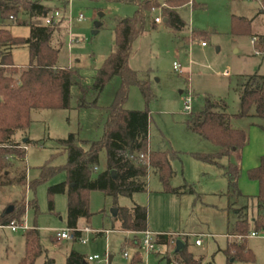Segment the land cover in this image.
Returning <instances> with one entry per match:
<instances>
[{
	"label": "rangeland",
	"instance_id": "1",
	"mask_svg": "<svg viewBox=\"0 0 264 264\" xmlns=\"http://www.w3.org/2000/svg\"><path fill=\"white\" fill-rule=\"evenodd\" d=\"M29 1L38 2L48 12H58L62 16L61 32L53 36L52 45L60 47L58 65L72 69L77 82L70 89L69 109L34 110L28 128L15 133L13 141H30L24 158L26 183L23 188L0 187V215L11 205L27 207L34 202L37 206L36 213L27 207L23 218L28 230L35 228L39 232L43 253L35 264H44L46 258L54 264H66L71 252L85 259L97 257L89 264H167L168 259L177 263L179 259L172 242L176 237L177 241L184 240L180 237L182 234L204 236L201 247L194 246L193 238H189L186 245L194 258L201 259V264H226L222 251L228 242L227 234L238 218L236 210L243 206L247 208L240 210L242 219L250 220L256 216L255 201L247 200L256 197L250 191L254 181L242 169L236 186L242 196L228 193L223 170L193 157V154H212L218 149L194 134L188 128L187 120L191 114L203 110L206 98L223 102L228 115L238 114L243 79L254 74L264 76V36H258L264 35L261 0H188L187 4L192 1L191 5L176 10L184 23L178 31L163 22L155 29L150 28L155 17H163L162 9L167 1L155 0L160 6L146 20L144 33L132 43L128 59V67L136 73L137 80L146 83L150 99L146 102L140 87L130 84L122 109L148 112V150L167 154L172 172L168 184L171 189H180V194L166 193L158 175L151 171L146 179V191L134 194L131 199L119 197L114 204L104 193L90 192L91 217L77 223V231L86 241L84 244L78 239L56 240L57 233L69 230L66 196L55 195L50 211L47 194L49 187L66 180L63 169L66 153L58 141L70 134L81 142L103 138L108 108L115 102L121 80L118 76L111 78L98 95L90 91L85 93L84 103L95 102L94 106H81V88L92 86L96 70L110 56L117 21L132 17L136 8L132 4L106 0ZM80 14L83 20L76 22ZM68 18L72 19L70 23ZM233 19L248 20L251 24L247 27L238 25L234 29ZM96 21L100 23L98 28L94 27ZM24 22L28 23V18L20 16L18 23H7L4 28L14 37L27 38L29 28L22 25ZM253 36H258L254 44L251 43ZM11 60L21 71L29 60L27 48H13ZM173 63L179 66L176 72ZM187 100L189 113L184 111ZM231 124L248 137L244 157H254L258 162L264 155V120L240 119ZM172 153L174 157H170ZM228 163L235 161L230 158L219 161L221 166ZM45 166L58 171L36 183L34 189L28 188L39 179ZM105 170L106 155L102 150L95 175ZM134 204L146 209L147 229L152 233V241L158 235L171 236L170 242L161 246V252H148L141 247L143 234L119 230V223L114 221L111 211L130 208ZM85 228L98 233L107 231V234L95 235L85 232ZM252 232L255 237H243L242 240H246L253 261L234 264H264V229ZM24 233L0 228V264L21 261L25 254ZM133 240L138 243L137 249L127 244ZM236 241H239L236 236L229 238V242Z\"/></svg>",
	"mask_w": 264,
	"mask_h": 264
},
{
	"label": "trees",
	"instance_id": "2",
	"mask_svg": "<svg viewBox=\"0 0 264 264\" xmlns=\"http://www.w3.org/2000/svg\"><path fill=\"white\" fill-rule=\"evenodd\" d=\"M122 2L135 6L132 17L117 21L114 29V46L110 56L96 70L92 86L81 88V106H94L84 103V94L93 92L100 94L105 84L118 76L121 86L115 102L108 108V116L104 124V134L100 141L81 142L74 134L58 141L66 153V163L63 167L66 180L48 188L49 210H53L52 198L63 194L67 200L66 225L73 231L75 237L80 235L77 223L80 219L88 221L90 192H102L116 204L119 197L131 199L134 194L146 191L147 167L138 162L139 155L148 156L149 171L156 173L166 193L180 194V189H171L168 180L171 175L169 157L166 153L148 150L149 114L147 111H126L122 105L126 99L127 87L136 84L140 87L142 96L147 102L150 99L146 83L138 81L136 73L128 67L131 45L144 33L146 20L160 5L155 0H106ZM188 0H167L162 9L164 23L173 31H178L184 23L177 14V9L184 7ZM260 14H264V0ZM48 10L38 2L29 0H0V187L19 186L26 183L25 149L30 141H13L17 131H25L30 123V114L34 110L69 109L70 89L77 85L73 71L70 68H60L57 60L60 47L52 45L54 35L61 32L60 26H47L43 17ZM20 16H26L28 23H22L29 28L27 38H17L11 35L6 24L18 23ZM11 18V19H10ZM21 23V22H20ZM251 21L233 19V28L249 26ZM156 23H150L155 29ZM233 29V32H236ZM263 39V37H260ZM264 40V39H263ZM25 46L28 50V63L19 70L11 60V50ZM258 45L256 46V48ZM239 94L240 110L230 116L226 106L220 101L205 99L202 111L191 114L187 120L188 128L201 139L218 149L212 154H193L201 162L215 165L223 170L227 179L228 193L241 196L236 181L239 170L235 164L221 166L222 158H229L231 153L241 151L247 144V136L243 130L234 129L231 122L240 119L264 120V76L251 75L243 79ZM104 150L106 155V170L95 175L99 162V153ZM174 154H170V157ZM57 168L45 166L37 181L29 184L34 189L36 183L45 181L52 176ZM111 172L115 175L112 176ZM10 174L11 177H10ZM248 178L257 181L259 193L256 197L247 198L255 201L256 216L250 220L242 219L236 210L237 220L230 236L247 237L252 231L264 229V157L257 168L249 170ZM191 192V191H190ZM13 206V205H11ZM35 213L37 206L30 202L27 206ZM24 205H14L13 211L6 216L0 215V227L8 226L12 221L23 222L26 208ZM114 221L119 223L122 232L143 234L147 229V212L144 207L134 204L130 208H118ZM170 242V236L158 235L154 243L165 246ZM127 244L138 248L136 240ZM24 257L18 264H35L42 255L39 232L33 228L24 233ZM226 264L251 263L253 256L247 249L246 240L229 242L222 251ZM177 264H201L190 254L186 246L175 253ZM44 264H54L46 258ZM66 264H89L87 259L76 252H71L66 258ZM167 264H173L170 259Z\"/></svg>",
	"mask_w": 264,
	"mask_h": 264
},
{
	"label": "built area",
	"instance_id": "3",
	"mask_svg": "<svg viewBox=\"0 0 264 264\" xmlns=\"http://www.w3.org/2000/svg\"><path fill=\"white\" fill-rule=\"evenodd\" d=\"M192 4V1L189 2L188 5H191ZM11 19V18H10ZM72 19L68 18V22L70 23ZM83 20V16L80 14L78 15V17L76 18V22H80ZM61 22H62V16L58 13V12H53V13H50V12H47L45 13L44 17H43V23L47 26H60L61 25ZM154 22L157 24V23H161L162 20L161 18H155L154 19ZM1 24V22H0ZM256 41L255 38H253L251 40V43L254 44V42ZM201 46H204L203 43H201ZM256 53H259V52H256ZM173 70L176 72L178 71V68L179 66L175 63H173V66H172ZM184 111L186 113H189L190 112V107H189V101L187 100V103L184 105ZM23 149H26L25 147H22ZM138 162H140L142 165L146 166L147 167V171L149 172V160H148V156H144V155H139L138 158H137ZM0 228H3V227H0ZM6 228L10 229L11 232H17L18 230L20 231H26L28 230L26 228V225L24 223V221L21 223V224H16L14 221H12L8 226H6ZM85 232H89L91 233L92 231L89 230V229H84ZM104 234L106 235L107 232H104ZM151 236L152 234L149 233V232H144L143 233V239L142 241H140V244H141V247H143L146 251H154V250H157L159 252H161V248L160 246H155V244L152 242V239H151ZM248 236L250 237H255L256 234L255 233H250ZM247 236V237H248ZM76 237L74 236L73 234V231L72 230H68V231H62L61 233H57L56 234V240H75ZM237 239L240 241L242 240V237H237ZM81 243H86L85 240L79 238L78 239ZM194 245L196 247H201L202 246V240H201V236H198V237H195L194 238V241H193ZM172 245H174V242H172ZM124 256H126L124 254ZM97 260V257H89L87 258V261L88 262H92V261H95Z\"/></svg>",
	"mask_w": 264,
	"mask_h": 264
},
{
	"label": "crops",
	"instance_id": "4",
	"mask_svg": "<svg viewBox=\"0 0 264 264\" xmlns=\"http://www.w3.org/2000/svg\"><path fill=\"white\" fill-rule=\"evenodd\" d=\"M261 4V3H260ZM188 5V4H187ZM260 10H262L261 9V7H260ZM178 14V13H177ZM264 15V14H263ZM179 16V15H178ZM155 18H158V17H155ZM154 18V19H155ZM161 18V20H162V22H163V18L162 17H160ZM180 18V17H179ZM154 19H153V21H154ZM158 24H160V23H157V25ZM258 36H264L263 34L262 35H258ZM258 36H253V38H255V37H258ZM252 38V39H253ZM251 39V40H252ZM57 66L58 67H60L59 65H58V63H57ZM60 68H62V67H60ZM234 121V120H233ZM24 140V139H23ZM16 142H18V141H16ZM247 144H248V137H247ZM247 144H246V146H247ZM246 146L241 150V151H239V152H237V153H231L230 154V156H229V158L231 159V160H234L235 161V165L237 166V168H238V170H239V176L241 175V173H242V169H244L245 170V172H246V175H247V173H248V171L249 170H252V169H255V168H257L258 166H259V164H260V160H261V158L262 157H264V155H262V156H260L259 158H258V162H257V159L256 158H252V157H248V155H246L245 157H244V153H243V150L246 148ZM218 150H216L215 152H217ZM212 153H214V152H212ZM248 176V175H247ZM239 178V177H238ZM253 181V180H252ZM237 183H238V179H237V181H236V186H237ZM250 191H251V193L253 192L254 194H256V196L258 195V193H259V185H258V182L257 181H254V183H252L251 184V187H250ZM240 193V192H239ZM242 196V195H241ZM244 208V206L243 207H241V209H243ZM238 210V209H237ZM3 214V213H2ZM85 229H89V228H85ZM89 230H91V229H89ZM92 231V230H91ZM104 232H107V231H104ZM104 232H100V233H98V232H94V231H92V233H94L95 235H104ZM149 232V231H148ZM150 233V232H149ZM152 234V233H151ZM230 234V232H228V234H227V236H228V242H227V244L229 243V238H232V236H230L229 235ZM168 236H170V235H168ZM198 236H201V240L204 238V236L203 235H195V234H189V235H185V234H182L180 237H182L184 240H182V239H180V242L183 244V247L184 246H186L187 245V242H188V239L189 238H195V237H198ZM171 237V236H170ZM176 237V236H175ZM79 238H81V232H80V235L79 236H77L76 237V239H79ZM75 239V240H76ZM82 239V238H81ZM177 237L175 238V241H173L174 242V245H172V246H174L175 247V244H176V242H177ZM84 240V239H83ZM179 241V240H178ZM153 243H154V241H152ZM155 244V243H154ZM194 244V243H193ZM202 244H203V240H202ZM226 244V245H227ZM171 245V244H170ZM155 246H162V245H156L155 244ZM195 246V245H194ZM163 247V246H162ZM182 247V248H183ZM196 247V246H195ZM89 258V257H88ZM171 261V260H170ZM172 262V261H171ZM173 263V262H172ZM173 264H177V263H173Z\"/></svg>",
	"mask_w": 264,
	"mask_h": 264
},
{
	"label": "water",
	"instance_id": "5",
	"mask_svg": "<svg viewBox=\"0 0 264 264\" xmlns=\"http://www.w3.org/2000/svg\"><path fill=\"white\" fill-rule=\"evenodd\" d=\"M99 16L101 17L102 15L99 14ZM165 22H166V20L164 19V20H163V23H165ZM99 26H100V23H99L98 21H96V22L94 23V27H95V28H98ZM111 175L114 176L115 173H114V172H111ZM12 211H13V206H8V207H6V209H5L4 212H3V216L9 215ZM117 212H118L117 209H113V210L111 211V215H112L113 218L116 217ZM182 247H183V244H182L180 241H177L176 244H175V253H177L178 251H180V250L182 249Z\"/></svg>",
	"mask_w": 264,
	"mask_h": 264
}]
</instances>
